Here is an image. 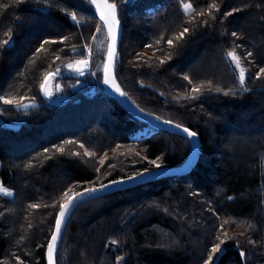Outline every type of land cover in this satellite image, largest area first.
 <instances>
[{"label": "trees", "instance_id": "16d2710c", "mask_svg": "<svg viewBox=\"0 0 264 264\" xmlns=\"http://www.w3.org/2000/svg\"><path fill=\"white\" fill-rule=\"evenodd\" d=\"M109 2L118 5L122 30L117 83L143 112L196 132L201 150L186 175L78 205L65 221L55 257L58 264H118L117 257L123 258L119 264H202L212 244L219 242L215 237L223 239L225 233L233 239L222 246L219 264H264V79L256 78L264 67V0H184L196 11L215 2L220 8L213 13L216 19L186 17L180 0ZM233 8L242 11L225 18L223 13ZM72 12L79 25L67 15ZM98 23L88 0H0V41L7 39L5 32L12 33L10 43L0 47V96L43 101L38 87L44 74L83 57L85 43L92 50L96 83H101L103 53L95 46L103 30L96 33ZM184 27L190 32L169 47L167 39ZM233 31L239 39L231 36ZM61 38L66 40L59 43ZM44 40L58 43L36 53ZM236 45L247 70L248 91L240 88L234 65L226 57ZM248 52L253 55L247 57ZM165 56L171 58L160 64ZM185 75L195 84L211 81L222 91L205 90L196 99H186L192 95V85ZM103 92L95 88L92 95L80 94L70 104L34 109L30 123L23 126L12 125L19 114L0 102V185L11 192L10 198L0 195V264H17V256L24 264H46L59 197L68 188L82 191L145 168L150 171L153 166L148 160L157 156V163L165 168H177L187 159V140L152 133ZM49 123L57 124L51 128ZM207 126L216 136H208ZM139 133L143 134L135 138ZM251 134L255 135L247 136ZM68 140L75 143L63 145V153L53 147ZM80 144L95 156H84ZM112 148L114 156L99 166L97 157ZM163 197L168 200L162 212L152 200ZM169 201L176 209L166 207ZM30 204L40 207L30 208ZM153 226L177 239L180 249L170 247L169 238L167 244L158 243ZM112 240L117 244L111 245Z\"/></svg>", "mask_w": 264, "mask_h": 264}, {"label": "snow or ice", "instance_id": "6c2138e0", "mask_svg": "<svg viewBox=\"0 0 264 264\" xmlns=\"http://www.w3.org/2000/svg\"><path fill=\"white\" fill-rule=\"evenodd\" d=\"M15 3H21L23 2V0H14ZM88 2L90 3V5H93L95 7L96 13L99 16V21L100 23H98L96 25V33H100L102 30L104 32V35L106 36L107 39V56H106V60L104 62L103 65V72H104V76H103V83L105 85H107L109 88L112 89L113 92H115L116 94H118L121 97H126L127 94L121 89L120 85L117 83L114 75H113V68H114V61L116 59L117 56V49H116V43H117V34H118V28H119V19H118V5L115 4L114 2H109V0H88ZM180 7L184 13V15L186 17L188 16H199L201 18L205 17L206 15L209 16L211 19H216V17L213 15L214 12H219L220 8L218 7V5L213 2V3H209L207 5V9L206 10H200V11H196V9L194 8L192 3H185L184 0H180ZM242 11V9L239 8H233L230 11H225L223 13V16L225 18L232 16L234 13L236 12H240ZM67 15L70 16L71 20L74 21L77 25H79V21L77 19V15L76 13L72 12V13H67ZM188 23H192V20L187 21ZM204 25H208V20L204 19L203 20ZM190 32V29L188 27H184L182 31H180L177 35L174 36V38L171 39H167V44L169 47L173 46V40L176 41H182L186 34H188ZM4 35L7 37V39H4L2 41H0V47L2 46H7L11 39H12V33L10 31H7L4 33ZM232 37H235L237 39H239V36L237 34V32L233 31L231 33ZM96 34H93L92 39L95 40ZM163 39V37H162ZM64 40H66V38H61V40L59 41V43H63ZM58 43L55 40H44L41 42L40 47H38L36 49V53L43 51H46V45H50V44H56ZM156 43H160L159 40L156 41ZM144 47L146 48H150L152 47V45H144ZM239 45H236L235 48H233L232 50L228 51L226 53V57L227 59L234 65V68L237 72L236 75V79L239 82L240 88L243 91H248V89L245 87V83H246V76H247V70L243 67L242 63H241V57L237 54L236 48H239ZM84 51L87 52V55L83 56L81 59L78 60H74L71 63H68L66 65V67L79 74V75H83L84 71L86 68H88L89 64H90V60H91V47L85 43V45L83 46ZM73 51L75 52L76 49L75 47H73ZM253 55L252 52H248L247 53V57H251ZM170 56H165V58L163 60H160V64H164L166 60L170 59ZM57 59H59V57L57 56ZM249 63H251V61H249ZM59 73V68H57L55 70V72H47L44 74L43 76V80L39 85L40 88V92L43 93V95L45 97H51L52 95V91L49 87V82L55 77L56 74ZM262 74H264V67L259 68V70L256 72V78L257 79H264V76H262ZM184 80L188 81L189 84L192 85L191 88V93L192 95L190 96H186V99H196L200 94L203 93V91L207 90V91H212L215 90L216 92H221L222 89L220 87H214L211 81L207 82V85L204 84H195L193 83V81L189 78V76L185 75L184 76ZM56 90L59 91V85L56 86ZM232 90H229L228 92H224V95H229L230 92ZM26 100V97H13V96H0V102H2L4 105H13L17 108H26L29 105L27 103H24V101ZM34 105V101H33V105ZM141 111H143V109H141ZM151 115V114H149ZM157 120L160 119V117H156ZM165 124H172V121H164ZM177 129H179L180 131L184 132L188 137H194L197 135L196 132L191 131L188 127H183L181 124H175L174 125ZM75 143V141H63L62 144L60 146H56L53 145V147L56 149L57 152L59 153H63L64 152V146L65 144H73ZM80 148L84 149V155L85 156H95L94 152H90L88 151L85 146L83 144L79 145ZM49 151V149L45 148L44 152L47 153ZM73 155H79V153H73ZM105 159H101L99 161V163L101 165H103L105 163ZM160 160V157L157 156L155 160H148V163L153 165L156 168L160 167V164L157 163V161ZM101 169L97 168L96 172H100ZM148 169L145 168L143 172H137L135 173V175L132 176H128L127 180L131 181V180H135L138 177H142L144 175L145 172H147ZM88 183H92L91 181H89ZM124 183L123 180H112L110 181V184H121ZM109 185L108 184H100L99 187H87L84 188L83 191H74L71 187L68 188L66 191L62 192L60 197H59V211L55 213V222H54V226L51 230L50 233V238L48 239L47 242V248H46V256H47V264H58V261L56 260V253L58 251L57 245H58V241L61 238V234H62V228L65 225V221L66 218L69 214V212L75 207L77 206V202L81 201L82 198L84 197H93L95 193L100 192L103 189H106ZM0 192H2L5 195H11V192L5 188H3L2 185H0ZM229 200L232 199V197H228ZM30 208H38L40 207V205L37 204H30L29 205ZM53 207H55V203L53 204ZM224 223H228V221H224ZM29 227H31V225H29ZM221 229L223 228V224L220 225ZM248 227H252L251 225H248ZM21 239H23V237H21ZM215 239L217 241H219L218 243H213L210 250H209V254L207 256V259L204 260L203 264H215V257L217 255H219L220 252L223 251V245H226L227 241L233 239L232 237L228 236L227 233L224 234V238L222 239L219 235H217L215 237ZM249 244H252L253 241L251 239L248 240ZM111 245H116L117 241L116 240H112L110 242ZM240 256L241 257H245L246 253L241 251L240 252ZM16 262L17 264H24V261H22L20 259L19 256H17L16 258ZM117 262L119 264V262L123 259L122 257H117Z\"/></svg>", "mask_w": 264, "mask_h": 264}, {"label": "rangeland", "instance_id": "374dc122", "mask_svg": "<svg viewBox=\"0 0 264 264\" xmlns=\"http://www.w3.org/2000/svg\"><path fill=\"white\" fill-rule=\"evenodd\" d=\"M94 7V6H93ZM94 10H95V7H94ZM95 13H96V10H95ZM96 16L98 17L99 19V16L97 15L96 13ZM120 24V23H119ZM121 26V25H120ZM122 34V33H121ZM121 38V37H120ZM95 48L97 50H100L101 49V52L103 53V62L102 64L100 65V79H101V83H96L97 81V71L96 69H94V63L92 62V56H91V60H90V64L88 66V68L85 69L84 71V74L83 75H79L71 70H69L66 65L68 63H71L72 61L74 60H78V59H81L82 57L80 58H76V59H72L70 61H67L64 63V65H61L59 66V73L55 75V77L52 79V85H51V91H52V95L51 97H49L48 99H45L42 95V92H40V88L38 87V90H39V93L40 95L44 98L43 101H34V105L35 106H32L33 105V101H26L24 103H27L29 106L26 107V108H17L13 105H11V109L14 113L16 114H19V116H16L15 117V120L12 121V125H20V126H23L24 124L27 125L26 123L29 122V119L32 118V112H34L35 110L34 109H39L40 107L42 106H46V107H57V106H62V105H67V104H70L74 101V99H79L81 98V95L83 96H90L93 94L94 92V89L95 88H98V89H103V83H102V73H103V65H104V62H105V58H106V53H107V39H106V36L104 35V32L102 31V33L99 35V37L97 38V41H96V46ZM86 52V51H85ZM85 55H87V52L85 53ZM84 55V56H85ZM56 70V69H55ZM55 70L53 72H55ZM72 78L71 80L69 79H66L64 80L65 78ZM59 85V91L56 90V86ZM97 86V87H95ZM92 87H95L94 89ZM81 94V95H80ZM127 98V97H126ZM129 100V99H128ZM130 101V100H129ZM131 102V101H130ZM132 103V102H131ZM133 104V103H132ZM134 105V104H133ZM7 106H10V105H7ZM135 106V105H134ZM136 107V106H135ZM137 108V107H136ZM139 109V108H138ZM34 110V111H33ZM140 110V109H139ZM141 111V110H140ZM19 112V113H17ZM143 112V111H141ZM144 114L148 115V116H151L153 118H155L154 116L152 115H149L148 113H145L143 112ZM218 119V118H216ZM212 123H214V120L215 119H212ZM161 121V120H160ZM30 123V122H29ZM57 123H49V126L52 128L53 126H55ZM173 124V123H172ZM175 125V124H174ZM47 126V125H46ZM48 126V127H49ZM207 134L208 136H216L215 134L212 133V128L211 126H207ZM50 128H49V132H50ZM48 131L47 130H44L43 133H44V136H47L48 135ZM144 133V134H143ZM142 134L145 136V132H143ZM142 134L139 133V135H136V137H139L141 136ZM236 135H239L238 133L235 132ZM235 135V136H236ZM255 134H251V135H247V136H253ZM197 137V136H196ZM188 142V141H187ZM188 146H189V154H190V151H191V145L190 143L188 142ZM200 143H199V147H198V152L200 153ZM134 154H136V156L142 158L143 160H145V157L144 155L142 154V152L139 150V149H134L132 151ZM114 153H115V148H112L106 152H104L103 154H101L99 157H97V162L99 164V166H102L99 161L101 159H105V161L111 157V156H114ZM199 153H198V156H199ZM85 156V155H84ZM189 156V155H188ZM188 158V157H187ZM187 160V159H186ZM186 160L184 161V163L186 162ZM146 161V160H145ZM147 162V161H146ZM184 163L182 165H180L179 167L183 166ZM151 165V164H150ZM153 166V165H152ZM177 167V168H179ZM164 169H167L165 167H159V168H156V167H152V170L150 171H147L144 173V175H147V174H151V173H154V172H157L159 170H164ZM126 179V178H125ZM163 180V179H162ZM143 186V185H142ZM0 195L4 198H10L11 195H5L3 194L2 192H0ZM167 198L166 197H163V199L161 200H152V203H158L159 205H155L156 206V209L157 210H161L162 211V205H164L165 203L164 200H166ZM168 200V199H167ZM163 203V204H161ZM167 206L166 207H170L172 209H176L174 208V204H171V201L167 202ZM179 207H183L182 204H178ZM182 210L185 209V206L183 208H181ZM187 210H189L187 208ZM186 210V211H187ZM163 212V211H162ZM180 212H182L180 210ZM152 232L153 233H156L155 235V238L157 237L158 239V243L159 242H162V243H166L167 244V239H168V243H170V247H176L178 248L179 247V242L177 239H173V237L169 236L168 233H164L163 231H161L160 229H158L157 227H152ZM180 233H178V235H180ZM161 241H160V240ZM193 242V241H192ZM161 247V246H160ZM169 247V246H168ZM47 248V246H46ZM162 249H165L163 246L161 247ZM180 249V247H179ZM46 252V251H45ZM207 259V258H206ZM205 259V260H206ZM203 264V263H202Z\"/></svg>", "mask_w": 264, "mask_h": 264}, {"label": "water", "instance_id": "95a60500", "mask_svg": "<svg viewBox=\"0 0 264 264\" xmlns=\"http://www.w3.org/2000/svg\"><path fill=\"white\" fill-rule=\"evenodd\" d=\"M121 33H122V30H121V26L119 24L118 34H117V43H116V49L117 50H118V44L120 41ZM106 56H107V53H106ZM105 60H106V58H105ZM115 64H116V59L114 61V68H113L114 77H115ZM103 76H104V72L102 73V83H103ZM51 85H52V80L49 82L50 89H51ZM103 88H104L103 93L107 97L113 99L117 103V105L123 111H125L128 115H130L132 118H134L138 122L148 126L150 129H152V133L161 131V132H166V133L171 134V135L182 137L190 143L191 151H190V154H189L186 162L184 163V165L179 167V168H167L164 170H159V171L151 173V174L143 175L142 177H138L137 179L131 180V181L127 180V178L121 179L124 181V183H121V184H110V182H109V183H107L109 186L106 189H103L100 192L95 193L93 197L82 198L81 201L77 202V206L82 204V203L92 201V200L99 198V197L108 196V195H111L114 193L129 190V189H134V188H137V187L142 186V185H146V184H149V183H152L155 181H160L162 179H168V178L183 176V175L188 174L191 171V169L194 167V165L198 159V153H199L198 152L199 141H198V138L196 136L188 137L184 132L177 129L174 126V124H171V125L165 124L163 121L157 120L156 118H153L151 116L144 114L138 108H136L126 97L119 96L118 94L113 92L112 89L109 88L104 83H103ZM42 95H43V93H42ZM43 97L45 99L49 98V97H45L44 95H43ZM77 206H75L71 211H73ZM71 211L69 212V214L71 213ZM62 231H63V228H62ZM61 236H62V234H61ZM60 240H61V238L58 241L57 248L59 246ZM223 255H224V252L222 251L219 253V255H217L215 257V264H219ZM45 260H46V264H47L46 252H45Z\"/></svg>", "mask_w": 264, "mask_h": 264}]
</instances>
